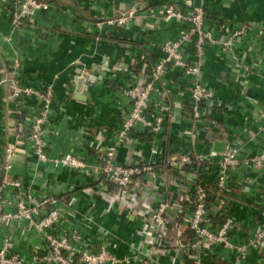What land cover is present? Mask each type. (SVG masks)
Segmentation results:
<instances>
[{
    "label": "crops",
    "instance_id": "0c3cea01",
    "mask_svg": "<svg viewBox=\"0 0 264 264\" xmlns=\"http://www.w3.org/2000/svg\"><path fill=\"white\" fill-rule=\"evenodd\" d=\"M12 1L0 0V79L6 73L2 64L18 58L23 85L52 84L53 102L44 127L47 156L54 159L72 153L85 158L88 164H97L90 146L95 139L104 145L113 143L126 110L121 90L144 81L154 63L162 58L161 51L152 44L176 39L186 25L165 23L159 18L162 5L172 0H43L51 4L50 10L37 13L33 25L13 30L8 14ZM175 1L184 12L192 10L186 0ZM189 1L193 7L201 6L205 11L203 28L214 39L213 44L205 47L199 81L216 94L222 106L210 118L193 123L187 104V87L192 78L171 67L163 77L170 91L171 106L163 130L156 137L135 131L134 147L120 146L115 150L116 164L125 165L131 158L148 160L154 148L172 154L208 153L213 151L215 141L228 147L240 146L241 159L264 148V47L261 46L264 33L261 42L256 34L264 27V0ZM130 10L134 11V17L126 25L105 24ZM242 23L250 25L252 31L225 47ZM182 54L186 61L194 60L189 43L183 46ZM142 56L145 59L141 60ZM93 75L95 82L77 91V79ZM15 107L6 83L0 80V184L4 179H19L22 184L19 190L8 188L3 192V210H13L19 194L27 203L52 195L60 199L58 206L66 208L59 223V236L76 230L82 238L81 248L96 251L107 246L119 257L131 256L139 242L135 215L129 213L124 203L110 207L94 178L37 161L28 143L17 134ZM186 131H194L195 137L186 135ZM11 143L15 147L12 169L5 172V150ZM160 165L162 177L175 178L171 170ZM230 184L229 214L239 226L251 229L264 203V170L256 173L241 164L232 172ZM161 191L160 199L147 184L142 194L158 205L176 199L182 188L169 184ZM6 237L12 251L24 259L29 260L35 250L43 253L41 233L24 220L0 225V248ZM219 256L224 263L214 260L212 264L234 261L233 253L227 250L221 249ZM172 257L175 253L169 252L165 257H155L153 262L190 264L186 255L176 256L174 263ZM245 263L264 264V260L249 251ZM130 264L138 263L132 260Z\"/></svg>",
    "mask_w": 264,
    "mask_h": 264
},
{
    "label": "built area",
    "instance_id": "2783aa9c",
    "mask_svg": "<svg viewBox=\"0 0 264 264\" xmlns=\"http://www.w3.org/2000/svg\"><path fill=\"white\" fill-rule=\"evenodd\" d=\"M185 3L192 10L184 12L181 4L175 0L162 5L159 14L162 22L175 21L186 26L176 39L152 44L161 51L162 58L154 63L144 81L121 90L125 116L113 136L112 144L104 145L100 139H95L91 144L98 159L95 165L86 163L85 158L72 153L54 159L47 156L44 127L53 102V85H23L18 58L9 64H2L6 73L5 78L0 79L1 83H6L9 98L16 103L13 113L18 120L17 134L28 143L35 159L94 178L100 188L98 191H101V196L110 207L118 202L124 203L129 213L135 215L138 220L135 232L139 242L132 257H119L107 246H101L96 251L81 248L79 243L82 238L76 230L69 235H58L59 223L66 208L58 206L60 199L52 195H44L35 202L27 203L19 194L14 209L4 211L3 192L8 188L19 190L22 187L19 179H4L0 184V225L26 221L41 233L43 253L35 250L29 260L24 259L12 251L10 239L6 237L0 248V264H130L132 260L138 264H154L157 257H165L169 252L175 253V257L186 255L190 264H212L214 260L224 263V258L219 256L221 249L233 253L232 264H246L249 251L264 260V203L260 205L258 219L251 229L239 226L228 210L232 172L241 164L256 173L263 171L264 148L256 155L243 159L239 155L240 146L228 147L226 144L222 152L208 153L172 154L165 149L154 148L148 160L131 158L125 165L115 162L118 147H134L137 141L135 131L156 137L163 130L171 112L170 91L166 89L163 77L171 67L192 78L187 87V104L193 123L210 118L214 110L222 106L216 94L199 81L205 47L214 43L212 34L203 28L205 11L201 6L193 7L189 0ZM50 7L49 2L41 0L12 1L8 6L12 29L33 25L36 14L49 11ZM133 17L134 11L130 10L127 15L107 20L105 24L122 27ZM250 31L251 26L242 23L224 44L225 47L231 46L235 39ZM263 33L264 27L261 32L257 30L260 42ZM188 43L193 49L194 60L191 62L186 61L182 54L183 46ZM261 46L264 47V42ZM79 78L86 81L88 77ZM193 133L185 132L195 137ZM13 151L14 144L7 145V160L3 165L5 172L12 169ZM160 163L174 173V179L166 180L161 176ZM147 184L160 199L163 197L161 189L166 185L181 187L182 191L176 199L165 200L158 205L149 203L137 209L134 207L136 194ZM175 257H172V263Z\"/></svg>",
    "mask_w": 264,
    "mask_h": 264
},
{
    "label": "water",
    "instance_id": "95a60500",
    "mask_svg": "<svg viewBox=\"0 0 264 264\" xmlns=\"http://www.w3.org/2000/svg\"><path fill=\"white\" fill-rule=\"evenodd\" d=\"M101 74L104 75V73H101ZM95 80H96V76H94V75L88 77L86 81L81 79V78L77 79V81H78L77 82V91H79L80 88L86 89L87 84H92V83L95 82ZM224 148H225V143L224 142L215 141L213 143V151H215V152H222L224 150Z\"/></svg>",
    "mask_w": 264,
    "mask_h": 264
},
{
    "label": "trees",
    "instance_id": "16d2710c",
    "mask_svg": "<svg viewBox=\"0 0 264 264\" xmlns=\"http://www.w3.org/2000/svg\"><path fill=\"white\" fill-rule=\"evenodd\" d=\"M143 188L140 189L138 193L136 194V200L134 202V207L137 209H142L143 207H145L146 205L150 203L144 198V194H142Z\"/></svg>",
    "mask_w": 264,
    "mask_h": 264
},
{
    "label": "rangeland",
    "instance_id": "374dc122",
    "mask_svg": "<svg viewBox=\"0 0 264 264\" xmlns=\"http://www.w3.org/2000/svg\"><path fill=\"white\" fill-rule=\"evenodd\" d=\"M41 1H43V0H41Z\"/></svg>",
    "mask_w": 264,
    "mask_h": 264
}]
</instances>
